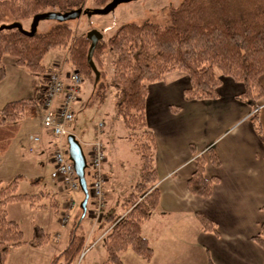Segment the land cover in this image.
Returning <instances> with one entry per match:
<instances>
[{
	"label": "trees",
	"instance_id": "1",
	"mask_svg": "<svg viewBox=\"0 0 264 264\" xmlns=\"http://www.w3.org/2000/svg\"><path fill=\"white\" fill-rule=\"evenodd\" d=\"M92 1L97 6H106L112 0ZM86 3L87 0H1L0 9L13 18L10 24L23 26V21L33 20L39 14L68 13L84 9ZM169 19L167 26L150 22L122 25L106 42H98L92 61L88 58L91 46L88 35L75 37L67 22L56 21L48 32H36L33 36L19 28L0 29V82L6 77V69L1 65L5 56L37 76L48 72L43 60L51 50L66 49L67 61L73 68L97 84L96 97L100 101L106 98L110 87L116 91L117 114L140 157L141 176L123 205L127 211L124 216L117 215L114 208L103 212L101 223L110 227L104 242L107 251L104 264H123L120 255L127 250L146 261L153 256L149 241L142 235L143 224L158 209L161 198L156 187V140L148 128L146 115L149 85L162 81L170 73L182 72L191 83L185 99L213 100L219 97V71L244 85L240 99L248 105L257 108L264 96L260 81L264 75V0H184L170 9ZM3 25L7 24L0 27ZM108 51L114 56L110 86L104 71ZM45 84L46 80L39 83L35 97L9 102L0 109V158L19 134L23 120L43 105ZM210 159L220 165L215 154ZM206 165L205 157L198 156L196 170L188 182L190 193L201 198H210L219 182L218 178L205 177ZM20 180L17 176L7 183L0 181V264H6L11 249L25 244L18 223L8 217V205L26 202L35 206L43 198L41 194L19 193ZM87 181L90 183L88 175ZM196 216L205 232L219 233L217 225L207 216L201 213ZM81 217L82 212L70 232L68 246L54 256L51 264H59L61 260L63 264H73L83 252L86 240ZM50 240L42 228L35 226L30 245L42 248ZM253 240L264 251V223ZM209 264L214 263L210 260Z\"/></svg>",
	"mask_w": 264,
	"mask_h": 264
},
{
	"label": "crops",
	"instance_id": "2",
	"mask_svg": "<svg viewBox=\"0 0 264 264\" xmlns=\"http://www.w3.org/2000/svg\"><path fill=\"white\" fill-rule=\"evenodd\" d=\"M60 73L64 78L68 74ZM7 77L6 71L5 79L0 82V109L9 102L35 97L38 84L32 97H15L18 90L11 89ZM220 77L219 97L213 100L185 99V91L191 83L182 72L170 73L162 81L149 85L146 115L148 128L156 140V187L161 198L158 209L143 224L142 235L149 241L153 256L146 261L127 250L120 255L123 264H209L210 260L214 264H264V251L253 240L264 223V96L257 108L252 107L240 99L245 91L242 83L223 75ZM260 81L264 87V75ZM96 89L97 84L94 85L95 95ZM107 95L101 101L103 108ZM79 101H82V93ZM44 113L43 106H40L23 120L19 134L0 158V172L7 171L14 157L12 152L19 159H28L34 169L28 178L34 184L32 194L43 196L35 206L26 202L8 205V217L18 223L25 244L11 249L6 264H51L54 256L66 249L55 253L52 244V241L58 243L62 238L61 215L66 211L68 195L60 182L52 178L53 137L42 125ZM101 113L99 122L83 137L86 149L77 136L79 126L73 122L67 127L69 135H74L81 143L88 162L99 124H104L101 129L103 143L108 129L105 108ZM36 137L38 141L34 140ZM106 151L107 159L103 165L106 209L114 208L117 215L124 216L127 211L123 205L136 182L131 185V192L125 199L114 197L116 191L104 169L109 156L108 149ZM211 154L219 158L220 165L211 162ZM198 156L207 160L205 177L219 179L210 198L195 196L188 189ZM18 177H21V182L27 178L26 175ZM11 178L5 177L0 181L7 183L13 180ZM91 199V206L88 202V212L82 222L85 247L73 264H84L81 261L83 256L84 260L88 258L86 264H104L107 260L104 242L110 227L100 222L92 228L91 214L96 206L95 200ZM13 205L17 210L14 218L10 215ZM197 213L212 220L219 233L205 232ZM35 226L42 228L51 238L49 244L42 248L30 245ZM67 235L70 241V231ZM91 239L93 243L85 249ZM63 263V260L59 262Z\"/></svg>",
	"mask_w": 264,
	"mask_h": 264
},
{
	"label": "rangeland",
	"instance_id": "3",
	"mask_svg": "<svg viewBox=\"0 0 264 264\" xmlns=\"http://www.w3.org/2000/svg\"><path fill=\"white\" fill-rule=\"evenodd\" d=\"M182 1L184 0H133L119 4L108 14H83L78 19L68 21L67 24L74 30L75 37L85 36L92 30H97L102 36V42H106L112 35H114L119 27L127 23L143 24L145 22H150L161 26L169 25L170 9L179 6ZM86 8L101 9L104 8V6H97L92 0H87V3L84 5V9ZM31 21V19L23 21V26L26 30H30L32 24ZM12 22L13 18L5 10L0 9V25H10ZM56 24V21L53 20L41 21L37 27V32L44 34ZM113 57L114 56L109 51L106 52L104 56L106 63L104 71L106 72V81L109 86L110 76L112 74ZM67 58L68 50H51L43 60V64L48 72L37 76L32 75L28 69L17 66L15 60L10 56H5L1 65L6 68L8 74L7 78L9 79L8 84L11 89L15 88L18 90L15 97H32L35 93L36 85L42 80H46L50 73L63 72L69 74L71 71L76 70L67 61ZM80 73L84 79V83L82 86V101H78L74 105V122L80 128L77 132V136L81 139V143L86 149L83 137H85L84 135H87L88 130L95 123L99 122L102 115L101 112L105 108L104 118L108 124V129L104 135L103 141L106 149H108L109 156L107 165L104 169L111 178V186H114L113 188L116 191L114 197H119L123 200L130 194L131 185L137 182L141 176L140 157L134 148V144L129 141V131L126 129L123 119L117 114V95L114 88H109L106 104L103 108L101 101L94 94V85L96 83L94 84L93 80L85 78L82 72ZM217 74L220 76L222 75L219 71H217ZM102 79L103 77L98 80V83ZM11 154L14 155V157L11 158L7 171L0 172V179L5 177H12L11 179H15L19 175H26L27 178L23 180L24 182L20 181L18 192L22 194L32 193L31 187L34 184L28 178H30L34 169L28 162V159H19L15 156L14 152ZM75 196L77 207L71 211V221L65 228L60 226L62 238L59 242L55 243L52 241L53 246H55L54 252L58 254L68 245L69 239L67 232L72 231L75 221L79 218V213L82 212L79 204H81L84 199V193L82 191H77ZM91 200L92 199L89 201V206H91ZM14 206L15 205L11 206L10 209V215L12 218H14L13 215H16L17 212L16 207ZM26 206H28V204ZM52 216L55 218V213H53ZM91 219L92 228L94 224H98L102 221V218L97 219L93 214H91ZM25 231L27 233L26 226ZM92 243L93 240L91 239L90 244H88L85 249L90 248ZM87 259L88 258L84 260L83 256L81 261L86 264Z\"/></svg>",
	"mask_w": 264,
	"mask_h": 264
},
{
	"label": "built area",
	"instance_id": "4",
	"mask_svg": "<svg viewBox=\"0 0 264 264\" xmlns=\"http://www.w3.org/2000/svg\"><path fill=\"white\" fill-rule=\"evenodd\" d=\"M84 79L77 70L64 78L59 73H50L44 85V115L42 125L48 129L53 137L52 161L54 171L52 178L63 187L68 195L66 211L61 215V225L66 227L71 221V211L77 207L75 194L81 191L75 167L69 158L66 138L69 134L68 125L75 121L74 105L79 101ZM103 123L99 124L98 136L92 144L87 175L90 180V191L95 200V218H102L106 208L104 184L106 181L103 165L107 159V151L102 142ZM38 141L39 138H34ZM79 208V207H78Z\"/></svg>",
	"mask_w": 264,
	"mask_h": 264
},
{
	"label": "water",
	"instance_id": "5",
	"mask_svg": "<svg viewBox=\"0 0 264 264\" xmlns=\"http://www.w3.org/2000/svg\"><path fill=\"white\" fill-rule=\"evenodd\" d=\"M133 0H112L104 8L101 9H79L68 13H59V12H48L44 14H39L35 16L32 20L30 30H24L23 26L19 23H14L10 25H3L0 29H12L19 28L27 33L29 36H33L37 32V27L41 21L53 20L57 22H68L70 20H75L80 18L83 14L92 15V14H108L112 12L119 4L130 2ZM89 39L91 40V46L89 49L88 58L92 61L94 51L98 45V42L102 39L101 34L97 30H92L88 34ZM68 143V152L70 160L72 161L76 174L79 179V183L84 193V199L80 204L82 210L81 220L85 218L88 212V202L90 199V192L88 188V183L86 180V169H87V159L85 157L81 143L74 135H69L67 138Z\"/></svg>",
	"mask_w": 264,
	"mask_h": 264
}]
</instances>
